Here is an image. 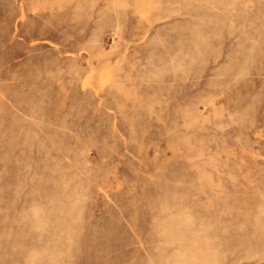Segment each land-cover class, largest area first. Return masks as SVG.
Wrapping results in <instances>:
<instances>
[{"label": "rangeland", "instance_id": "374dc122", "mask_svg": "<svg viewBox=\"0 0 264 264\" xmlns=\"http://www.w3.org/2000/svg\"><path fill=\"white\" fill-rule=\"evenodd\" d=\"M0 264H264V0H0Z\"/></svg>", "mask_w": 264, "mask_h": 264}]
</instances>
